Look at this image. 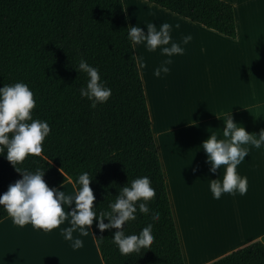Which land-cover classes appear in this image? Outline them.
<instances>
[{
  "label": "trees",
  "instance_id": "1",
  "mask_svg": "<svg viewBox=\"0 0 264 264\" xmlns=\"http://www.w3.org/2000/svg\"><path fill=\"white\" fill-rule=\"evenodd\" d=\"M144 1L236 38L233 8L225 1ZM128 27L122 0H0V87L26 83L36 100L33 118L47 120L51 128L42 154L28 156L17 167L44 170L50 188L73 183L81 172H89L97 213L108 209L120 187L148 175L155 188L149 208L159 212V219L153 220L151 211H137L122 227L126 233L139 232L151 221L150 249L121 254L112 242L115 229L101 233L94 218L90 229L101 260L184 264ZM82 59L97 67L112 89L108 101L95 108L79 94L87 80L78 70ZM20 178L0 155V194ZM8 216L0 206V221ZM210 264H264V244L250 243Z\"/></svg>",
  "mask_w": 264,
  "mask_h": 264
},
{
  "label": "crops",
  "instance_id": "2",
  "mask_svg": "<svg viewBox=\"0 0 264 264\" xmlns=\"http://www.w3.org/2000/svg\"><path fill=\"white\" fill-rule=\"evenodd\" d=\"M122 1L128 25L145 34L147 23L168 22L173 39L191 35L159 77L153 75L164 60L159 48L134 49L146 64L138 67L184 264H210L250 243L264 244V146L248 145L237 166L247 177L246 193H224L220 199L213 198L209 180H222L225 166L209 172L200 146L212 132L223 138L222 121L229 112L248 133L264 130V0H222L233 8L235 39L144 0ZM57 189L75 192L71 180ZM89 231L96 257L67 245L65 264H81V254L83 264H103ZM44 240V230L21 227L8 216L0 221V264H53L50 251L48 256L43 251Z\"/></svg>",
  "mask_w": 264,
  "mask_h": 264
},
{
  "label": "clouds",
  "instance_id": "3",
  "mask_svg": "<svg viewBox=\"0 0 264 264\" xmlns=\"http://www.w3.org/2000/svg\"><path fill=\"white\" fill-rule=\"evenodd\" d=\"M145 26L147 34L140 26L130 25L127 28V39L133 50L141 44L149 52H155L159 48L164 60L153 71V75L159 77L169 71L172 54L182 53V43L191 39V35L185 34L181 41H177L171 35L172 25L168 22H162L159 27L152 22ZM135 60L140 68L146 67L142 56H136ZM78 70L87 77L85 85L79 89L81 98L90 101L92 108L106 103L112 89L101 79L99 69L82 59ZM35 104L34 94L24 82L0 87V155H4L22 177L0 194L2 210L12 218L14 224L21 227L31 224L45 232L68 221L70 226L62 229L66 240H73V233L76 231L80 236H87L95 218L96 227L101 233L106 229H115L112 242L121 254L139 253L142 248L150 249L154 240L151 221L139 232L126 233L122 227L136 217L137 211H151L153 220L159 219V212L149 208L148 201L155 195V188L148 175L137 176L130 184L120 187L119 194L108 204V209L97 213L93 207L96 197L90 187L93 176L89 172L83 171L73 180L76 190L73 194H68L64 190L50 188L43 179L44 170L38 168L33 172L17 167L28 156L42 154L43 141L51 130L47 120L33 118ZM222 122L223 138H218L216 132H212L200 145L206 154V163L210 165L209 172L216 173L217 169L225 166L222 180H209L214 199H220L224 193H246L248 180L246 176L239 175L237 166L245 161L250 150L248 145L257 149L264 146V130L258 135L248 133L242 125L234 122L230 112ZM65 205L68 209L70 206V210L66 211ZM105 219L107 223H104ZM83 245L84 241L77 237L72 247L81 248Z\"/></svg>",
  "mask_w": 264,
  "mask_h": 264
},
{
  "label": "rangeland",
  "instance_id": "4",
  "mask_svg": "<svg viewBox=\"0 0 264 264\" xmlns=\"http://www.w3.org/2000/svg\"><path fill=\"white\" fill-rule=\"evenodd\" d=\"M70 194V193H68ZM71 194H73V192L71 191ZM65 210H70V206H69V209H68V206L65 205ZM70 226L68 224V221H65L63 224H61L58 228H54L52 229L50 232H45L44 231V234H45V242L43 243L42 242V246H43V251L46 252V255L48 256L49 254V251H50V254L52 256V263L53 264H65V258H66V255H67V250H66V247L67 245L69 247H71L72 249H74L75 251H78L79 248H73L72 247V244H73V240H66L64 238V234L62 232V229L65 228V227H68ZM89 234V233H88ZM91 233L89 234V240L91 239ZM79 237L80 239L83 240L82 236L79 235V232L76 231L73 233V239ZM60 243H62V245H58ZM91 244V248L94 252V247H93V244L91 242V240L89 241ZM45 243H47V246L44 247ZM57 244V245H56ZM83 248H86L85 246H83ZM87 250V251H85ZM85 250H82V252L85 254V257L88 258L87 254H89V248L87 247ZM87 253V254H86ZM82 256L83 254L80 255V260H81V264H83V259H82ZM90 258H92L91 254H89Z\"/></svg>",
  "mask_w": 264,
  "mask_h": 264
},
{
  "label": "bare ground",
  "instance_id": "5",
  "mask_svg": "<svg viewBox=\"0 0 264 264\" xmlns=\"http://www.w3.org/2000/svg\"><path fill=\"white\" fill-rule=\"evenodd\" d=\"M79 235H80V234H79ZM82 238H83V241H84V245H83V246H85L86 248L88 247V248H89V252H88V253L91 254L92 257L95 258L96 255H95V253L93 252V250H92V248H91V245H90L91 243L89 242V234H88L87 236H82ZM86 248H85V249H86ZM204 248H205V247H204ZM86 251H87V250H86ZM86 254H87V253H86ZM89 254H87L88 257H90ZM90 259H91V258H90ZM89 261H90V260H89ZM92 261H93V260H92ZM96 262H98V260H97ZM96 262H95V264H98V263H96Z\"/></svg>",
  "mask_w": 264,
  "mask_h": 264
}]
</instances>
